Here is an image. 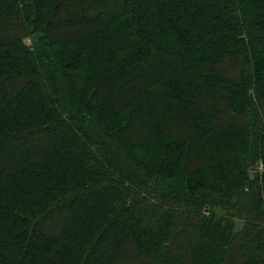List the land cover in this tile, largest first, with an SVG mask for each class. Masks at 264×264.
I'll use <instances>...</instances> for the list:
<instances>
[{
  "label": "trees",
  "instance_id": "obj_1",
  "mask_svg": "<svg viewBox=\"0 0 264 264\" xmlns=\"http://www.w3.org/2000/svg\"><path fill=\"white\" fill-rule=\"evenodd\" d=\"M0 264H264V0H0Z\"/></svg>",
  "mask_w": 264,
  "mask_h": 264
},
{
  "label": "water",
  "instance_id": "obj_2",
  "mask_svg": "<svg viewBox=\"0 0 264 264\" xmlns=\"http://www.w3.org/2000/svg\"><path fill=\"white\" fill-rule=\"evenodd\" d=\"M43 34L42 33H35V34H33V40H37V39H39L41 36H42ZM258 166H260V163L258 164Z\"/></svg>",
  "mask_w": 264,
  "mask_h": 264
},
{
  "label": "rangeland",
  "instance_id": "obj_3",
  "mask_svg": "<svg viewBox=\"0 0 264 264\" xmlns=\"http://www.w3.org/2000/svg\"><path fill=\"white\" fill-rule=\"evenodd\" d=\"M27 42H28V44H30L31 43V40L30 39H27Z\"/></svg>",
  "mask_w": 264,
  "mask_h": 264
}]
</instances>
